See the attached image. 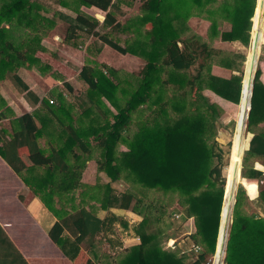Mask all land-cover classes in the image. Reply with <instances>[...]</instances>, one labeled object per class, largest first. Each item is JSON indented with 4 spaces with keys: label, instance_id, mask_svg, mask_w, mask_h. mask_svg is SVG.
I'll list each match as a JSON object with an SVG mask.
<instances>
[{
    "label": "trees",
    "instance_id": "obj_1",
    "mask_svg": "<svg viewBox=\"0 0 264 264\" xmlns=\"http://www.w3.org/2000/svg\"><path fill=\"white\" fill-rule=\"evenodd\" d=\"M129 1L127 0L128 4ZM48 2L60 7L51 17L45 11L50 6H46L43 0H0V81L10 78L24 92V97L31 106L42 102L43 107H47L48 112L57 116L62 125H65L61 132L67 137L64 141L60 139L58 144L52 141L50 152H46L38 141L42 128L35 115L28 112L14 115L10 118L12 131L0 128V155L56 216L57 220L48 231L50 239L61 247L63 255L72 264H97L80 244L100 235H110L106 238L110 247L119 248L117 251H110L111 255L105 254L109 264H204L217 250L227 182L224 169L231 164V161H225L224 153L218 148V141L215 139L221 107L211 101L205 90L210 89L225 100L241 104L242 66L246 58L243 52L215 47L214 41H241L249 46L257 0H145L141 5V15H138L141 25L135 28L136 38L133 42L128 41L127 45L113 36V33L126 32L133 26L132 22L123 24L118 20V15L125 13L120 0ZM82 6H95L106 11L104 24L110 30L101 32L99 21L86 15ZM191 15L210 21L207 41L185 38L176 30L173 21L180 17L188 19ZM57 19L67 24L68 41L74 40L76 36L81 37L79 32H82L96 36L103 45L108 44L122 53L130 52L147 60L136 90L130 97L126 96L125 87L120 88V83H116L99 67L89 65L80 69L81 79L90 86L88 107H85L83 115L90 116L91 133L100 139L102 157L97 163L99 172L109 177L110 181L105 184L97 182L89 185L82 179L91 153L92 141L88 128L77 126L73 120L70 124L74 131L70 130L55 113L53 103L45 98L41 100L35 92L28 91L29 88L19 73L23 67L42 62L36 56L42 45L38 36L17 40L15 26L39 31L52 28ZM225 22H229L231 26L222 30ZM147 24L152 28L142 34L141 26ZM18 29L17 27L16 30ZM249 54L250 51L248 57ZM213 64L233 68L242 75L223 78L211 74ZM109 71L117 76L116 70L109 68ZM165 72L167 76L164 77ZM261 74L259 66L254 78L247 130L254 135L243 156L245 171L242 175L245 178L263 176L262 171L252 167V159H264V132L253 130L254 126L264 121V85ZM170 89H175L173 91H177L178 96L165 100V93ZM118 90L129 98L125 106L118 103ZM97 94L111 100L118 107L119 113L114 115L115 121L112 124H103L101 118L92 111L100 101L94 98ZM0 95L3 96L2 93ZM188 96L189 105L183 102ZM148 100H151V105L160 104L161 111L168 117L158 116L150 125L142 126L130 141L123 136V132L128 127L131 112ZM172 103L174 110L180 114L179 117L170 116L168 108ZM61 109L64 110L65 107L62 106ZM7 116L5 112L0 113L1 118ZM120 142L127 144L126 150L119 151ZM229 158L231 160V154ZM122 175L127 176V180L137 181L150 189L173 191L180 195L184 218H194L197 226L192 238L204 247L198 260L191 261L180 250L163 249L161 238L164 230L146 231V217L141 223L145 230L139 233L141 242L127 248L122 241L114 239L115 224L119 222L120 215L111 212L102 217L88 206L78 209L74 206L73 211L66 207L69 203L74 205V199H68L67 196L72 191L82 188V195L85 197L89 193L84 189L96 188L97 192L90 197L99 201L100 209H124L141 216L142 208L138 205L141 200L132 204L134 192L128 190L118 194L112 187V182L120 180ZM61 197L66 205L58 204ZM247 197V189L240 183L224 264H264V217L245 213ZM260 199L264 204V189L260 193ZM66 232L74 235L73 241L65 237ZM0 264H30L1 224Z\"/></svg>",
    "mask_w": 264,
    "mask_h": 264
},
{
    "label": "rangeland",
    "instance_id": "obj_2",
    "mask_svg": "<svg viewBox=\"0 0 264 264\" xmlns=\"http://www.w3.org/2000/svg\"><path fill=\"white\" fill-rule=\"evenodd\" d=\"M144 1L145 0H130V4H122L125 5L126 8L128 6L129 7L128 9H126L127 11H125L124 14L118 15L121 23H133L132 29H129L128 31L113 33V36L119 38L123 45H127L128 41L133 42L136 38L135 28L141 25V22L138 21V18L140 16H138L137 13L140 12L139 15H141L140 8ZM43 2L46 6H50V9L45 10L47 13L46 15L50 17L56 14L57 9L60 8L59 5L55 3H49L48 0H43ZM258 6L260 9L258 8ZM262 6H264L263 0H258L255 15L253 18V30L251 32L250 45L245 46L241 41H234L235 43L232 42L227 46L232 49H240L239 51H242L246 55L242 66L243 75L241 72H238L237 74L243 76L242 85L244 84L245 79L244 74L248 70L250 64L255 65V60L251 63V60L248 57L249 51H251L252 48L256 49L255 59L257 63V68H255L254 66L256 71L261 64V59L263 58L264 49L263 45L261 46V41L264 36V33L262 34L261 32L264 29V13L262 10ZM83 11L86 13V15L91 16L99 21V29L101 32H106L110 30V28L104 24L105 11L96 7L85 8L83 9ZM173 24L178 33L183 37H194L201 40H204V38L208 39L210 21L198 15H191L188 19L180 17L178 19H175L173 21ZM230 26L231 24L229 22H225L221 29L225 30L227 27ZM15 27L19 28L18 30H16L15 28V37L17 38V40L31 39L35 36H38L41 39L42 46L40 47V49L37 50L36 56L39 57L42 62L33 64L30 67L27 66V69H29L31 76L28 80L22 79V81L28 86V91H38L39 88L43 97L48 100V102L51 103L50 100L53 99L54 103L52 105L53 109L55 110V113H57V115L60 116V119H62V121H64V123L70 127H68L70 130L74 131L73 125L70 124L73 120L77 126H80L83 129L88 128V135L92 141L91 153L89 158L87 159V163L84 168L86 174L85 176H83L82 179L83 181L85 180V183H88L89 185H95L97 182H99L100 184H105L109 182V177L105 173H100L98 170L97 161L102 157V147L100 145V139L95 138L91 133L92 121L90 116L87 117L83 115L85 107H88V87L90 86L87 82L81 79L79 70L82 69L84 66L89 65L99 67L116 83H120L118 84L120 88L125 87L124 89L127 92L126 96L130 97L132 96L131 94L134 93V90H136L139 78L141 77L142 70L147 63V60L140 55L133 54L130 52L122 53L108 44L103 45V43H100L99 39L96 36L94 37L92 35H88L82 32H79V34H81V37L79 36L80 38H77L76 36L74 40L68 41L66 40L67 24L61 21L60 19H57L56 24L52 28L42 29L39 31L28 30L22 26ZM147 27L148 24L143 27L141 26L142 34H146L147 31L151 30L152 28ZM257 30H260L258 38L260 39L259 43H256L255 40ZM246 61L247 64L245 65ZM71 65H74V67H72ZM212 67L213 65L211 66V74ZM109 68L116 70L117 76L111 73L109 71ZM255 69L254 72L256 75ZM165 76H167V72L164 73V77ZM6 88L8 90L13 88L15 92L13 90H10L8 93L6 92ZM2 90L4 92V96L0 95V105H2L0 113L5 112L8 114V116L2 117L4 119L6 118L5 120L0 117V128H7L8 130L12 131L11 120H9L8 118H13L14 115H16V112L10 110L12 108L7 100L10 99L11 101H14L16 103H19L20 101L23 102L24 100L21 99L20 94H24V92H21L10 78L0 81V93ZM173 90L175 89H170L168 93H165V100H171L174 97L177 98L178 92ZM241 92L242 96L240 98L242 103L243 91ZM117 97L119 98L118 103L120 102L122 106H125L127 100L129 99L125 97L120 90L117 91ZM94 98L96 101H99L100 99L98 106L96 105L92 109L94 114H96L97 117L101 118L103 124H112L115 121L114 115L119 113L118 107L111 100L102 97V95H94ZM183 102H186L187 104L188 102L190 103V97L188 96L187 100ZM239 105L235 104L234 106L232 105L225 107H223V105L220 106L221 116L219 119L218 133L215 137L216 141H218V148L221 149L224 153L225 161L227 163L228 161H231V164H228L229 167L227 166L224 169V174L227 175L228 180L225 198L228 191L230 181V168L232 167L233 161V135L235 134L237 136L240 131L239 120L241 104ZM62 106L65 107V111L61 109ZM172 106L173 103L168 108L170 116L172 118L179 117L180 114L175 111ZM160 107V104L151 105V100H148L143 104H139L131 112V119L128 122V127L123 132V136L129 138L131 141L134 136V133L138 131L142 126L150 125L158 116H160V118H167L168 116L161 111ZM27 108L29 109L28 106ZM39 109L40 110L35 112V117L37 118L39 126L42 128V133L40 136L41 145L46 152H50L52 141L58 144V142L60 143L61 140H66L67 135L61 132L65 125H62V122L57 119V116L55 117L52 113L48 112L47 107H43V105H41ZM66 111H68V113ZM21 112L23 111L21 110ZM37 113L39 114L37 115ZM248 123L249 118L247 119V124L246 128L244 129L243 139L241 143L242 151L240 155V165L242 161L243 151L248 148L249 141L252 136V133L247 131ZM126 149L127 144H125L124 142H120L119 151H123ZM230 154L231 160H229ZM2 165L0 163V171L1 169L6 170L7 165ZM240 167V172L243 173L245 171V168H243V163ZM241 178V184H243L244 187L251 193V189L253 187L252 183L254 182L252 180L249 181V179L245 178L243 175ZM112 187L118 194L128 190L133 191L135 199L132 204H135L138 199L141 200L138 205L142 208V215L139 216L137 213H134L132 211L118 208H113L109 211L100 209L99 201L95 198H92V196L90 197L91 194L97 192L96 188L84 189L89 193L88 196L85 197H83L82 195V188L76 189L70 194H68V199H74V205L72 203L66 205V202L62 197L60 198L58 204L61 205L64 203L69 209V211H73L74 206L77 209L81 206H88L90 207V209H94L102 217L110 214L111 212L120 215L121 218L119 222L115 224L116 235L114 239L122 241V243H124V246H126L127 248L141 242L139 234L140 231L146 230L154 232L156 230L163 229L164 234L161 238V246L163 249L180 250V253L187 255L191 261L199 259L200 253L204 250V247L199 241H195L192 238V234L197 231V226L194 218H184L182 214V209L184 207L181 204V197L178 193H174L173 191L165 192L159 189H150L144 186L143 184L138 183L137 181L127 180V176L125 175H122L120 180L112 182ZM235 190L236 191L234 196L236 197L237 187ZM35 198H37V196ZM57 199L59 198L57 197ZM14 207L18 208L17 202L14 203ZM26 212L27 214H24L23 212L20 215V220H24L25 217L27 219H29V217L35 218V215L31 210L30 212H28V210ZM44 214L45 216H49L45 211ZM144 217L147 218L145 222V230L143 229L141 224ZM100 236L96 237L94 240H85L83 243L80 244V247L91 257H93L97 264H109V261L106 260L105 254L111 255L110 251L114 252L115 250H119V248L113 246V248L110 247L108 241L106 240V238L110 237V235ZM65 237H68L71 241L74 240V235L70 232H66ZM44 243L50 248H52V245L54 244L50 237H48V239H44ZM35 246L38 247L37 244ZM35 246L34 244H29L28 247L29 253L32 254L31 256H37L38 260L34 261V264H50L43 260L45 256L44 254H46L45 252H43L45 249L34 248ZM58 247L62 251L61 247ZM197 247H200V249L197 250ZM216 249H218V245H216ZM215 255L209 256L208 261L204 262V264H214ZM225 255L221 260L220 264H224ZM69 264H72V261H70Z\"/></svg>",
    "mask_w": 264,
    "mask_h": 264
},
{
    "label": "crops",
    "instance_id": "obj_3",
    "mask_svg": "<svg viewBox=\"0 0 264 264\" xmlns=\"http://www.w3.org/2000/svg\"><path fill=\"white\" fill-rule=\"evenodd\" d=\"M121 8L124 11H127L128 7L126 8L125 5H122L123 3H128L125 0H120ZM264 4V0H263ZM128 5V4H127ZM95 7V6H91ZM85 8H90L87 6H82V10ZM98 8V7H96ZM259 8V6H258ZM100 9V8H99ZM260 9V8H259ZM262 10L264 13V6H262ZM141 11V8H140ZM105 11V16H106ZM137 13V15H139ZM118 20H120L118 16ZM151 25L148 24L147 28H150ZM230 27H227L228 29ZM264 33V29L261 32ZM185 38H194V37H185ZM201 40V39H200ZM207 38H204L202 41H207ZM261 46L264 44V36L261 41ZM100 43H102L100 41ZM232 42L230 41H223L221 39H216L214 41V46L217 48L230 50V51H239L238 49H232L227 47ZM235 43V42H234ZM106 45V44H105ZM261 49V47H260ZM260 53V50H259ZM259 56V55H258ZM260 67L262 70L261 74V81L264 85V58L261 59ZM70 65V64H69ZM72 66V65H71ZM74 67V65L72 66ZM80 71V70H79ZM238 70H235L233 68H226L224 66H220L217 64H213L212 67V74L223 77V78H231L232 75H237ZM20 75L24 80H28L31 76L29 69L27 68H21L20 69ZM3 87V86H2ZM1 87V88H2ZM10 90H15L11 88ZM6 88V92L9 93V91ZM37 91V90H36ZM34 91L37 95L41 97V100L44 98L42 93L40 92V89L38 88V91ZM2 95L4 96L3 90L1 91ZM206 95L211 99V101L216 102L220 104V106H234L235 103L225 100L221 97H219L217 94H215L210 89L205 90ZM21 99H23V102L16 103L14 101H11L8 99V103L13 109V112H16V115L24 114V113H32L36 116L35 112L40 110L39 107H41L42 102L37 104L36 106H31L29 101L24 97V94H20ZM6 97V95H5ZM220 100V101H218ZM29 107V109L27 108ZM21 110L23 112H21ZM25 110V111H24ZM39 113H37L38 115ZM4 119V118H2ZM6 119V118H5ZM4 119V120H5ZM10 120V118H8ZM37 120V118H36ZM253 130L255 132H264V121L260 122L257 126H254ZM252 136L254 135L253 132ZM251 136V138H252ZM39 144L41 145V138H39ZM252 167L254 169L260 170L263 172V176L261 178L256 177H247L249 181H253L252 183L253 187L251 189V193L247 190V202L245 204L244 210L245 213L249 215H257V216H263L264 217V204L260 199V193L262 189H264V159L263 160H257L256 158L252 159ZM0 163L2 166L7 165L6 170L1 169L0 171V224L6 231V233L9 235L10 239L15 243V245L19 248V250L22 252V254L25 256V258L29 261L30 264H34V261H37V256H31L32 254L29 253L28 247L29 244H34V246L37 244L38 247L34 248H42L45 249L43 252L44 258L43 260L50 263V264H69L70 260L67 259L62 254V251L57 246V244H53L52 248L47 246L44 243V239H48L49 234L48 231L52 227V225L57 220L56 216L50 212V210L42 203L40 198H35L36 195L32 192V190L29 188V186L26 185V183L22 180V178L14 172L11 167L8 165V163L4 160V158L0 155ZM251 185V186H252ZM23 196V199L21 198ZM17 202V207H14V203ZM113 209V208H112ZM30 212V210L34 213L35 218L27 219L26 217L24 220H20V215L24 212V214H27V211ZM44 211L50 216H45ZM26 216V215H25ZM45 216V217H44Z\"/></svg>",
    "mask_w": 264,
    "mask_h": 264
},
{
    "label": "bare ground",
    "instance_id": "obj_4",
    "mask_svg": "<svg viewBox=\"0 0 264 264\" xmlns=\"http://www.w3.org/2000/svg\"><path fill=\"white\" fill-rule=\"evenodd\" d=\"M256 43H259L260 39L259 38V33L260 30H257L256 32ZM249 58L251 60V63L255 60V65L249 66L248 70L244 74L245 79H244V84H243V97H242V103H241V108H240V120H239V134L237 136L234 134L233 135V140L232 142L234 143V150H233V161H232V167L230 168V181H229V186H228V191L227 195L225 198V203L222 209V226L220 230V236H219V242H218V249L216 251L215 255V263L220 264L221 260L223 259L225 253L222 254L223 249L225 252V246L227 243V238L229 234V228H230V223H231V218H232V212L234 208V195H235V189L237 187V179H238V174L240 172V155H241V143L243 139V133L244 129L246 128L247 124V114L249 112V108L251 105V95H252V89L254 85V79L253 75L255 78V72L254 69L257 68V63H256V49L252 48L249 54ZM248 61V60H247ZM247 64V62H246ZM255 66V68H254ZM256 71V69H255ZM237 164L238 165V170L237 173ZM227 171V170H226ZM234 179L236 181H234ZM214 263V264H215Z\"/></svg>",
    "mask_w": 264,
    "mask_h": 264
},
{
    "label": "water",
    "instance_id": "obj_5",
    "mask_svg": "<svg viewBox=\"0 0 264 264\" xmlns=\"http://www.w3.org/2000/svg\"><path fill=\"white\" fill-rule=\"evenodd\" d=\"M258 1V0H257ZM254 15H255V13H254ZM253 26V25H252ZM256 45V44H255ZM253 87H254V85H253ZM252 95H253V91H252ZM251 95V96H252ZM251 99H252V97H251ZM251 107H252V101H251V105H250V108H249V112H248V114H247V119L249 118V114H250V111H251ZM249 146H250V141H249ZM249 146H248V148H246L244 151H243V155H242V161H241V165H242V163H243V156H244V153H245V151L246 150H248L249 149ZM238 165L239 164H237V169H236V172L235 173H237V170H238ZM242 173L241 172H239V174H238V179H237V189H238V186H239V184L241 183L240 181L242 180ZM228 181V180H227ZM234 181H236L235 179H234ZM227 182H226V186H227ZM237 194V193H236ZM235 203H236V197H235ZM235 203H234V206H235ZM234 209V208H233ZM232 216H233V214H232ZM220 227H221V223H220ZM219 233H220V229H219ZM218 238H219V235H218ZM217 245H218V240H217ZM223 253H225L224 252V249H223V252H222V254Z\"/></svg>",
    "mask_w": 264,
    "mask_h": 264
},
{
    "label": "built area",
    "instance_id": "obj_6",
    "mask_svg": "<svg viewBox=\"0 0 264 264\" xmlns=\"http://www.w3.org/2000/svg\"><path fill=\"white\" fill-rule=\"evenodd\" d=\"M50 101H51V103H54L53 99H51ZM196 249L198 250V249H200V247H197Z\"/></svg>",
    "mask_w": 264,
    "mask_h": 264
}]
</instances>
